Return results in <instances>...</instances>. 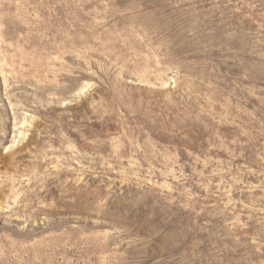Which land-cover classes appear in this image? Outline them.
Segmentation results:
<instances>
[{"label":"rangeland","instance_id":"374dc122","mask_svg":"<svg viewBox=\"0 0 264 264\" xmlns=\"http://www.w3.org/2000/svg\"><path fill=\"white\" fill-rule=\"evenodd\" d=\"M0 264H264V0H0Z\"/></svg>","mask_w":264,"mask_h":264}]
</instances>
